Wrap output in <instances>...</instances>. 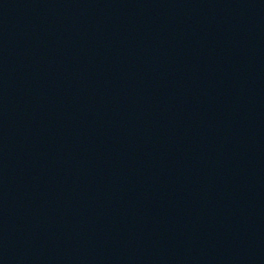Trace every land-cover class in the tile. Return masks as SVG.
Listing matches in <instances>:
<instances>
[{
    "label": "water",
    "instance_id": "water-1",
    "mask_svg": "<svg viewBox=\"0 0 264 264\" xmlns=\"http://www.w3.org/2000/svg\"><path fill=\"white\" fill-rule=\"evenodd\" d=\"M264 54V0H0V264H168Z\"/></svg>",
    "mask_w": 264,
    "mask_h": 264
}]
</instances>
